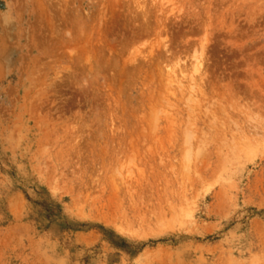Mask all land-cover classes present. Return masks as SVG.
<instances>
[{
    "label": "rangeland",
    "instance_id": "1",
    "mask_svg": "<svg viewBox=\"0 0 264 264\" xmlns=\"http://www.w3.org/2000/svg\"><path fill=\"white\" fill-rule=\"evenodd\" d=\"M0 264H264V0H0Z\"/></svg>",
    "mask_w": 264,
    "mask_h": 264
},
{
    "label": "bare ground",
    "instance_id": "2",
    "mask_svg": "<svg viewBox=\"0 0 264 264\" xmlns=\"http://www.w3.org/2000/svg\"><path fill=\"white\" fill-rule=\"evenodd\" d=\"M5 22L7 24H11L10 20L7 18L5 19ZM196 54H198V53H195V56H194L195 60H194V63L192 65V76H190V80H189V88H190V91L193 92V94H196V92H197L196 89L199 88V85L197 84V79H196L195 75L201 73L202 66H203V58L199 55L197 56ZM11 57H12V55L9 56V59ZM168 73H169V75H174V76L176 75L175 71H171ZM181 74H182L181 76L185 78L186 75H184V73H181ZM191 97L195 98V95H191ZM189 102L192 103L191 101H189ZM194 103H195V101H194ZM190 110H192V109H190Z\"/></svg>",
    "mask_w": 264,
    "mask_h": 264
}]
</instances>
